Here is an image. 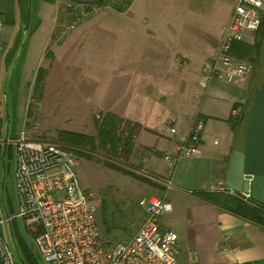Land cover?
I'll list each match as a JSON object with an SVG mask.
<instances>
[{"label": "crops", "instance_id": "0c3cea01", "mask_svg": "<svg viewBox=\"0 0 264 264\" xmlns=\"http://www.w3.org/2000/svg\"><path fill=\"white\" fill-rule=\"evenodd\" d=\"M41 2L45 62L53 58L63 78L72 73L75 102L87 103L90 113H110L141 127L134 150L145 152L146 167L160 176L149 179L172 206L160 225L177 234L180 263L195 250L199 264H264V227L205 197L211 185L226 184L232 154L243 151L245 136L236 122L254 88L250 77L243 86L199 84L203 63L219 50L235 0H131L127 8L122 1L58 43L65 0ZM263 31L246 33L242 44L261 43L262 50ZM197 117L204 123L199 154L178 165L168 190L163 156L175 151Z\"/></svg>", "mask_w": 264, "mask_h": 264}, {"label": "built area", "instance_id": "2783aa9c", "mask_svg": "<svg viewBox=\"0 0 264 264\" xmlns=\"http://www.w3.org/2000/svg\"><path fill=\"white\" fill-rule=\"evenodd\" d=\"M263 7V0H235L217 54L202 65L199 84L203 89L215 81L238 86L248 83L253 67L236 59L232 49L234 44L244 41L246 33L261 28ZM108 8L105 3L81 5L65 1L55 41H62L82 23ZM3 28L0 21V51ZM233 116L238 117L237 113ZM203 129V121L195 118L189 134L180 138L175 151L164 154L169 172V179L162 182L166 189L171 188V177L178 165L199 154ZM0 148L6 150L10 159L14 158L18 202L17 213L8 215L0 192V232L5 225L11 227L22 220L35 238L36 264H181L177 234L160 225L161 217L172 212L165 197L140 200L138 206L145 218L138 230L125 242L108 244L97 219L101 203L96 193L83 189L78 176L79 160L73 153L55 143L32 140L25 132L1 140ZM209 191L237 195L244 200L250 198L224 182L211 185ZM16 255L0 233V264H25ZM185 264H199L195 250L187 252Z\"/></svg>", "mask_w": 264, "mask_h": 264}, {"label": "rangeland", "instance_id": "374dc122", "mask_svg": "<svg viewBox=\"0 0 264 264\" xmlns=\"http://www.w3.org/2000/svg\"><path fill=\"white\" fill-rule=\"evenodd\" d=\"M30 19L25 24L18 8L17 22L14 26L4 25L2 32V51H0V141L6 137H18L22 132L32 140L55 143L61 131L82 133L96 136L95 120L100 113H90L88 104L75 102L73 96L74 79L72 73H64L54 66V59L45 62V3L31 0ZM128 0H108L105 4L114 7ZM125 4V3H124ZM263 49L259 58L251 63L250 75L253 87H261L264 82V31L261 35ZM40 69L45 70V86L41 100L33 98L36 77ZM251 90V97L254 91ZM255 88V89H256ZM250 97V98H251ZM87 100V99H86ZM145 152L139 149L133 152L128 161L113 159L105 151L93 153L92 160L77 157L79 160L78 176L83 189L94 192L101 203L97 219L103 238L108 244L129 240L144 221L145 214L138 203L142 199L165 196L160 194L161 186L144 183L142 180L159 178L143 162ZM2 163V162H1ZM8 166L5 185L11 184L14 194L13 205L17 213L18 202L15 196V161L5 158ZM108 165L117 166L133 174V178ZM151 182V180L149 179ZM2 167L0 164V186ZM149 185V186H148ZM147 187V188H146ZM8 188V187H7ZM151 189V190H150ZM6 193V192H5ZM157 195V196H156ZM4 201L7 204L6 195ZM14 226V228H13ZM12 229V233H11ZM13 231L16 236H13ZM2 237L16 255V247L23 255L20 243L27 245L36 256V244L33 235L29 234L22 220L14 225H5ZM17 256V255H16ZM37 257V256H36ZM37 258H35L36 260ZM38 261V260H36Z\"/></svg>", "mask_w": 264, "mask_h": 264}, {"label": "trees", "instance_id": "16d2710c", "mask_svg": "<svg viewBox=\"0 0 264 264\" xmlns=\"http://www.w3.org/2000/svg\"><path fill=\"white\" fill-rule=\"evenodd\" d=\"M104 0L97 4L107 2ZM30 3L31 0H0V21L3 25L14 26L16 25L17 8L21 9L22 17H26L25 24L30 19ZM131 0L125 3V8L129 6ZM94 5V4H93ZM122 10L123 7H118ZM264 28V19L262 21L261 29ZM261 43L254 44L252 46L245 45L242 43H236L232 49V55L241 59H250L253 62L256 58H259L261 53ZM240 49L241 51H238ZM49 54V53H48ZM48 56V55H47ZM45 70L40 69L36 77L33 98L37 101L41 100L43 96V90L45 86ZM256 88V87H255ZM254 88V89H255ZM254 92V91H253ZM253 98L249 100L248 105L245 107L239 116V121L236 122L242 126V130L245 136V127L248 118V110ZM96 136H88L82 133H73L69 131H61L55 139V144L60 145L64 150L73 153L77 157L92 160V154L100 150L105 151L113 159H121L128 161L133 155L135 140L140 132L141 127L138 124L132 123L127 120H123L116 115L110 113H101L100 118L95 120ZM2 150L0 148V164L2 159ZM114 169L120 170L121 172L129 175L133 178V174L130 172L123 171L117 166L108 165ZM2 167V164H1ZM8 166L2 167V175L4 178L3 194L2 198L6 195L7 204L4 201L5 211L8 215L15 214V208L13 205L14 194L12 191L11 184L6 186L5 180ZM144 183L154 185L152 182L143 179ZM8 187V188H7ZM6 192V193H5ZM12 192V193H11ZM210 202L217 205L218 207L229 211L237 216L247 219L259 226L264 227V206L259 205L252 200H244L239 196L225 194V193H209L205 196ZM14 225V223H13ZM14 228V226H13ZM13 236H16L13 231ZM23 248V255H20L25 264H36L35 255L30 252L27 245L23 242L20 243Z\"/></svg>", "mask_w": 264, "mask_h": 264}, {"label": "water", "instance_id": "95a60500", "mask_svg": "<svg viewBox=\"0 0 264 264\" xmlns=\"http://www.w3.org/2000/svg\"><path fill=\"white\" fill-rule=\"evenodd\" d=\"M65 1L81 5H93L104 0ZM6 139L7 137L4 140ZM2 152L1 164L5 168L6 150L3 149ZM226 185L238 193L249 195L248 200L264 206V82L261 87L254 89L245 127L244 148L243 151L234 152L231 156ZM3 186L4 178L2 175L1 197ZM16 254L18 259L24 263L17 247Z\"/></svg>", "mask_w": 264, "mask_h": 264}]
</instances>
